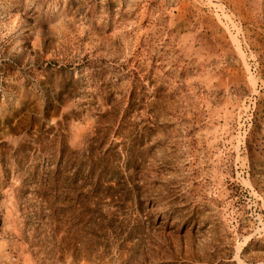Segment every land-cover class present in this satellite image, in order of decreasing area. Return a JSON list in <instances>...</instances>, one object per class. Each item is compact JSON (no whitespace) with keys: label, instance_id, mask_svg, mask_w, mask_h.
Returning <instances> with one entry per match:
<instances>
[{"label":"rangeland","instance_id":"rangeland-1","mask_svg":"<svg viewBox=\"0 0 264 264\" xmlns=\"http://www.w3.org/2000/svg\"><path fill=\"white\" fill-rule=\"evenodd\" d=\"M0 264H264V0H0Z\"/></svg>","mask_w":264,"mask_h":264}]
</instances>
